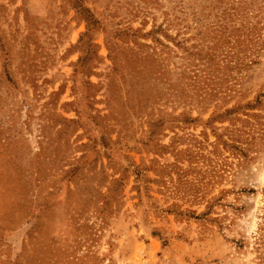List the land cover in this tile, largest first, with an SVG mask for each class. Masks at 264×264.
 Returning a JSON list of instances; mask_svg holds the SVG:
<instances>
[{
    "label": "rangeland",
    "instance_id": "obj_1",
    "mask_svg": "<svg viewBox=\"0 0 264 264\" xmlns=\"http://www.w3.org/2000/svg\"><path fill=\"white\" fill-rule=\"evenodd\" d=\"M0 264H264V0H0Z\"/></svg>",
    "mask_w": 264,
    "mask_h": 264
}]
</instances>
